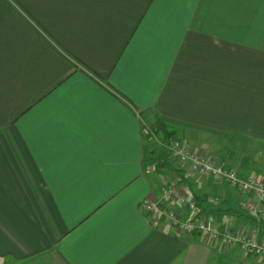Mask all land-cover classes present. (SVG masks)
<instances>
[{"label":"crops","instance_id":"obj_1","mask_svg":"<svg viewBox=\"0 0 264 264\" xmlns=\"http://www.w3.org/2000/svg\"><path fill=\"white\" fill-rule=\"evenodd\" d=\"M156 117L264 180V0H0V264H264L147 212L178 177L264 238L245 193L144 169Z\"/></svg>","mask_w":264,"mask_h":264},{"label":"built area","instance_id":"obj_2","mask_svg":"<svg viewBox=\"0 0 264 264\" xmlns=\"http://www.w3.org/2000/svg\"><path fill=\"white\" fill-rule=\"evenodd\" d=\"M150 128L147 126L143 133L150 132L156 144L169 150L179 163H187L197 176L226 183L245 193L247 198L241 200V207L257 222L264 221V180L240 176L231 166L217 160L215 156L189 148L184 139L172 137L164 141L152 133ZM177 182V178L165 181L162 197L169 201L168 205L160 208L156 200H150L146 203L147 212L157 217H167L178 232L199 233L207 241L217 243L221 250L238 247L249 255L264 259V238L260 239L253 231H242L233 228L229 223H221L213 214L200 213L194 199L183 191L180 192ZM171 201H181L188 207L186 217H176L177 214L170 210L173 205Z\"/></svg>","mask_w":264,"mask_h":264},{"label":"trees","instance_id":"obj_3","mask_svg":"<svg viewBox=\"0 0 264 264\" xmlns=\"http://www.w3.org/2000/svg\"><path fill=\"white\" fill-rule=\"evenodd\" d=\"M150 127L151 132L159 136L164 141H167L169 138L172 137L179 138L175 134L176 130L170 128L169 125H167L166 121L161 117H156L154 123ZM143 138L145 141L142 158V165L144 169L151 166L156 171V173L160 175L167 174V171L173 173L178 171L179 174V170L174 168L173 163L171 161V152L166 148L156 144L153 138L151 137L150 132H147L146 134L143 133ZM191 195L192 196H190V198L194 199L196 206L200 212H205L206 214L220 213V208L208 210L203 206V203L207 200L206 196H201L195 193H192ZM217 217L219 218V215H217ZM256 223L258 224V227L261 228V230L263 231L264 221H256Z\"/></svg>","mask_w":264,"mask_h":264},{"label":"rangeland","instance_id":"obj_4","mask_svg":"<svg viewBox=\"0 0 264 264\" xmlns=\"http://www.w3.org/2000/svg\"><path fill=\"white\" fill-rule=\"evenodd\" d=\"M183 139V138H182ZM184 141H185V139H184ZM185 142H187V141H185ZM173 157V156H172ZM171 157V161H172V163L174 164V161H173V158ZM180 189V192H182L183 190H182V187H180L179 188ZM256 257H260V256H256ZM262 258V257H261Z\"/></svg>","mask_w":264,"mask_h":264}]
</instances>
